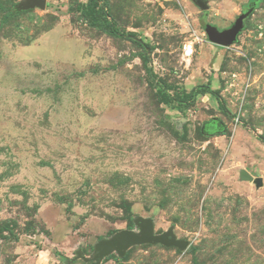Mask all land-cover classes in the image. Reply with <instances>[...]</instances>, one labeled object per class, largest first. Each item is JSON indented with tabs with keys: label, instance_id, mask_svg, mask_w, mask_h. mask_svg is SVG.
<instances>
[{
	"label": "rangeland",
	"instance_id": "rangeland-1",
	"mask_svg": "<svg viewBox=\"0 0 264 264\" xmlns=\"http://www.w3.org/2000/svg\"><path fill=\"white\" fill-rule=\"evenodd\" d=\"M46 1L0 0V264H264V0L229 46L250 0ZM142 218L189 247L96 258Z\"/></svg>",
	"mask_w": 264,
	"mask_h": 264
},
{
	"label": "water",
	"instance_id": "water-1",
	"mask_svg": "<svg viewBox=\"0 0 264 264\" xmlns=\"http://www.w3.org/2000/svg\"><path fill=\"white\" fill-rule=\"evenodd\" d=\"M194 1L203 10L209 8L206 0ZM30 3L33 6H39L41 8H45L47 5L46 0H30ZM257 7L258 0L249 3L236 18L234 24L230 28L224 30H220L216 26L205 23L204 28L209 40L219 46H229L236 42L239 34L245 27V19L252 15ZM241 178L253 180L254 177L248 171L242 170ZM257 183L259 185L262 184V179L260 177L257 178ZM141 221L140 232L124 230L118 232L110 239L100 241L96 247V251L98 252L96 258L105 256L113 250H116L120 254H124L126 250L134 244L156 243L163 244L167 247H176L182 250L189 247V241L177 238L171 230L161 234H155L151 219L142 218Z\"/></svg>",
	"mask_w": 264,
	"mask_h": 264
},
{
	"label": "built area",
	"instance_id": "built-area-1",
	"mask_svg": "<svg viewBox=\"0 0 264 264\" xmlns=\"http://www.w3.org/2000/svg\"><path fill=\"white\" fill-rule=\"evenodd\" d=\"M194 53V49H193V46L191 44H186L184 46V55L185 56H192Z\"/></svg>",
	"mask_w": 264,
	"mask_h": 264
},
{
	"label": "trees",
	"instance_id": "trees-1",
	"mask_svg": "<svg viewBox=\"0 0 264 264\" xmlns=\"http://www.w3.org/2000/svg\"><path fill=\"white\" fill-rule=\"evenodd\" d=\"M91 1H93V0H88V3L90 4L91 3ZM255 1H257V0H255ZM261 0H258V5H259V2H260ZM109 29V31H111L112 29L110 28V27H108Z\"/></svg>",
	"mask_w": 264,
	"mask_h": 264
},
{
	"label": "flooded vegetation",
	"instance_id": "flooded-vegetation-1",
	"mask_svg": "<svg viewBox=\"0 0 264 264\" xmlns=\"http://www.w3.org/2000/svg\"><path fill=\"white\" fill-rule=\"evenodd\" d=\"M252 0L249 1V3H251Z\"/></svg>",
	"mask_w": 264,
	"mask_h": 264
}]
</instances>
